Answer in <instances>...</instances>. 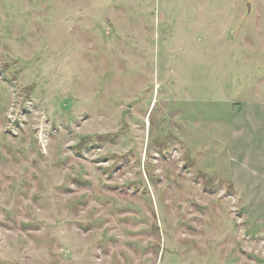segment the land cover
Listing matches in <instances>:
<instances>
[{
  "label": "rangeland",
  "instance_id": "obj_1",
  "mask_svg": "<svg viewBox=\"0 0 264 264\" xmlns=\"http://www.w3.org/2000/svg\"><path fill=\"white\" fill-rule=\"evenodd\" d=\"M0 264H264V0H0Z\"/></svg>",
  "mask_w": 264,
  "mask_h": 264
}]
</instances>
